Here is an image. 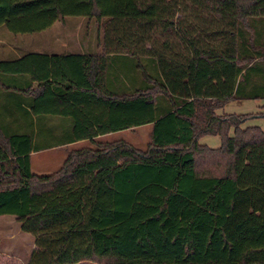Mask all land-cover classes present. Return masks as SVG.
<instances>
[{
    "label": "trees",
    "instance_id": "obj_1",
    "mask_svg": "<svg viewBox=\"0 0 264 264\" xmlns=\"http://www.w3.org/2000/svg\"><path fill=\"white\" fill-rule=\"evenodd\" d=\"M186 1L204 39L179 0H0L14 35L106 24L101 53L0 60L5 108L27 93L36 114L23 132L0 119V216L35 237L27 264H264V130L216 112L264 99V0ZM144 124V149L95 140ZM83 139L57 170L32 171L33 151Z\"/></svg>",
    "mask_w": 264,
    "mask_h": 264
},
{
    "label": "rangeland",
    "instance_id": "obj_2",
    "mask_svg": "<svg viewBox=\"0 0 264 264\" xmlns=\"http://www.w3.org/2000/svg\"><path fill=\"white\" fill-rule=\"evenodd\" d=\"M179 1L186 4V11H182L184 6V4H182L179 9L180 11L176 15L183 18L186 17L188 21H191L189 23L192 27L196 25L195 35L204 39V32L197 26L200 23V28L204 27L203 19L199 16H197L199 20L192 19L191 16H193V14L189 16L190 2L186 0ZM205 12L207 13V10ZM205 12H203V14H206ZM105 27L106 24L103 25L102 22H98L94 18L71 17L67 18L65 21H57L51 27L41 32L14 35L2 25L0 26V52L4 50L3 47H8V45L17 49L18 53L33 51L37 46L55 47V49L60 47L72 48L74 50L81 47H88L103 50L102 36ZM178 31L180 30L178 29ZM110 34H112L111 31ZM159 35L160 34L157 33L156 36L160 40H163L164 35ZM169 35L170 38L173 39L176 37L174 33H169ZM263 111L264 99H244L229 101L223 108L218 109L216 112L222 114L251 113L252 115L246 118L240 126L256 125L264 130ZM229 134H232V129L229 131ZM95 140L100 142L123 140L135 148L144 149L149 140V129L147 126L134 127L106 134L97 137ZM199 142L207 144L210 147H216L220 144V138L217 135L207 134L202 135ZM89 146H93L89 140H81L73 144L36 153L32 158V170L37 173H51L61 166L70 150ZM35 248V237L22 229V223L17 216L11 214L0 216V264H27ZM80 264L99 263L87 260Z\"/></svg>",
    "mask_w": 264,
    "mask_h": 264
},
{
    "label": "crops",
    "instance_id": "obj_3",
    "mask_svg": "<svg viewBox=\"0 0 264 264\" xmlns=\"http://www.w3.org/2000/svg\"><path fill=\"white\" fill-rule=\"evenodd\" d=\"M3 48H4V50H2L0 52V60L15 59V58H18V57H22L25 53L28 52V51H26V52L18 53L17 52L18 50L15 49L14 47H11L10 45H8V47H3ZM102 51L103 50L94 49V48H88V47H81V48H78V49L74 50L72 48H62V47H60V48H56L55 49V47H40V46L38 47L37 46L36 49H33V51L31 50L30 52H34L36 54L66 56V55H69V54H89V53L90 54L91 53L98 54V53H101ZM34 85H36V84H34ZM7 94H8V92L2 91L0 89V119L5 120L6 122L7 121H13V124H11V126L7 127V130H9V132H23L27 128L25 126H22V124H20V123L23 122V121L30 122L31 120H35L36 119V114H34V112L30 108V104L29 103L32 102L30 100V95L27 94V93H23V96H22L23 100L22 101H12V102H15V103H12V107L11 108L6 109L5 106H4L5 102L10 103L8 100H6ZM64 117H66V116L58 114V113L54 114V115H49V118L55 119V120H59L60 118H64ZM142 126H147V128L149 130L151 128V124H144V125L137 126V127H142ZM128 129H131V128H128ZM52 130H53L52 131L53 134H58L59 133V131H57L58 130L57 127L56 128L53 127ZM124 130H126V129H124ZM119 131H121V130H119ZM114 132H118V131L107 132V133L99 135L97 137L104 136L106 134H111V133H114ZM83 140H88V139H83ZM78 141H81V140H78ZM78 141H74V142H70V143H66V144L53 146V147L46 148V149L39 150V151H33L31 153V168H32V158H33V156L36 153H39V152H42V151H45V150H49V149L59 148L61 146L73 144V143L78 142ZM198 142H199V140H198ZM199 143H201V142H199ZM201 144H203V143H201ZM207 146H209V145H207ZM218 146H216V147H218ZM3 154L4 153L1 154V157H4ZM85 261H87V260L80 261V262H77V263H74V264H80V263L85 262Z\"/></svg>",
    "mask_w": 264,
    "mask_h": 264
}]
</instances>
